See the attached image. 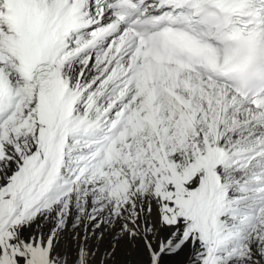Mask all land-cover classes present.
I'll list each match as a JSON object with an SVG mask.
<instances>
[{"label":"snow or ice","instance_id":"obj_1","mask_svg":"<svg viewBox=\"0 0 264 264\" xmlns=\"http://www.w3.org/2000/svg\"><path fill=\"white\" fill-rule=\"evenodd\" d=\"M264 264V0H0V264Z\"/></svg>","mask_w":264,"mask_h":264},{"label":"bare ground","instance_id":"obj_2","mask_svg":"<svg viewBox=\"0 0 264 264\" xmlns=\"http://www.w3.org/2000/svg\"><path fill=\"white\" fill-rule=\"evenodd\" d=\"M123 260V255L122 254H118V256L116 257V264H119L120 261Z\"/></svg>","mask_w":264,"mask_h":264}]
</instances>
